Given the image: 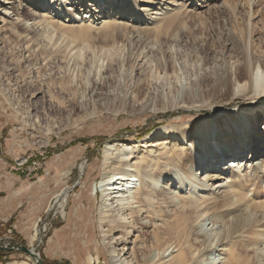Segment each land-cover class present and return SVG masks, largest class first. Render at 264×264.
I'll return each mask as SVG.
<instances>
[{"label":"rangeland","instance_id":"rangeland-1","mask_svg":"<svg viewBox=\"0 0 264 264\" xmlns=\"http://www.w3.org/2000/svg\"><path fill=\"white\" fill-rule=\"evenodd\" d=\"M136 1L144 10L147 2L158 0ZM169 1L168 9L172 7ZM44 2L41 6L36 0H15L14 6L25 5L33 15L49 7L58 23L100 22L92 13L79 11L80 0H62L58 6L57 0ZM233 2L235 10L231 11L226 0H183L190 12L170 33L156 37L131 32L125 49L112 59L93 49L83 51L80 59L71 57L75 50L71 52L66 41L42 26L33 28L31 21L25 26L31 30L28 39L33 37L35 44L32 55L23 41L0 42V248L27 247L47 264H113L99 224L105 201L101 179L107 144L124 143L138 147L140 153L157 150L159 140L168 137L158 129L209 114L228 116L239 108L257 112L264 108V95L233 97L251 89L214 85L220 70L235 67L232 63L242 52L241 41L252 40L264 48V0ZM150 15L141 20L155 18ZM16 18L11 14V22ZM229 131L223 127L216 139L229 136ZM240 138L234 132L222 140L224 150L228 152L230 147L233 151ZM174 139L173 143L179 140ZM260 141H264V133ZM243 152L246 157L250 150ZM219 158L223 160L224 155ZM263 161L264 151L249 156L239 174H249L264 187L256 178L264 175ZM230 165L233 161L226 160L221 166L227 169ZM165 170L144 175L160 179L175 172L177 183L165 188L159 198L167 201L163 205L166 213L175 210L180 197H188L190 190H195V196L204 189L218 200L228 192L221 181H205L206 170L189 177L180 173L178 165ZM173 189L176 194L170 192ZM247 193L251 196L253 191ZM119 203L114 204L113 214L126 215ZM228 220L213 223L207 214L194 223L200 241L204 238L213 247L202 264L223 261V248L217 243L226 233ZM155 224L158 222L146 215H137L124 245L115 233L114 247L121 256L113 261L134 264L133 250L140 257L156 254L147 249ZM253 250L258 263L264 264V247ZM20 262L34 264L24 253L0 249V264Z\"/></svg>","mask_w":264,"mask_h":264},{"label":"bare ground","instance_id":"bare-ground-1","mask_svg":"<svg viewBox=\"0 0 264 264\" xmlns=\"http://www.w3.org/2000/svg\"><path fill=\"white\" fill-rule=\"evenodd\" d=\"M36 1L41 6L45 5L44 0ZM55 1L51 0V3ZM80 1L82 3H78L79 11H84V14L92 13L95 18L98 17L100 22L97 25L92 21L80 25L58 23L55 22L49 7L48 11L44 10L40 15H33L28 14L25 5L14 6L15 0H0V7L3 8V13L0 14L2 15L0 42L4 43L9 39L23 41L27 52L31 54L35 44L32 43L33 37L28 39L31 30L25 26V22L31 21L30 26L33 28L42 26L51 34H56L66 41L65 46L71 47L72 49L69 48L71 52L75 50L71 57L80 59L83 51L93 49L101 51L104 56L112 59L119 51L125 49L131 32L147 36L152 33L156 37L166 35L190 12L183 0L179 4L176 0H170L172 9L167 8L168 0L147 2L143 11L137 7L136 0ZM61 2L62 0H57L55 6L60 5ZM226 2L230 10L234 11L233 0H226ZM248 2L249 0H245V3ZM86 3L91 5L84 7ZM165 6L167 12H164ZM176 6L177 9H174ZM157 7L160 8L157 9ZM11 14L17 16L15 22H11ZM149 14L155 15V18H151L148 22L141 20ZM136 20L141 21L142 25L134 24ZM130 27H132L131 30H129ZM240 45H242V52L232 63L235 67L220 70L214 85L221 89L224 87L251 89L249 92L235 94L233 97L252 93L264 95V48L258 47L252 40L241 41ZM102 67L100 66V71ZM232 111L224 117L221 114H209L193 122H184L180 126L172 125L166 126V129H158L159 132L164 131L168 137L159 140L161 143L155 146L157 150L154 148L140 153L135 146L129 147L124 143L107 144L103 154L104 171L101 179L104 184L102 186L105 187V201L100 210L99 224L104 241H107L105 250L112 256L113 264L130 263L126 260L122 262V259L113 261L121 256L114 247V241L117 239L113 238V235L119 233L124 245L132 233L130 229L135 223V217L139 214L158 222L153 227V237L149 240L150 246L147 248L156 254L145 257V253V256L140 257L133 250L131 255H134L136 260L134 264H202V258L211 254L213 247L207 245L204 238L200 241L201 237L196 234L194 223L199 222L207 214L212 216L213 223H217L220 219H229L225 223L226 233L218 239L217 243L223 248L224 256L219 264H260L253 249L264 247V187H261L249 174L240 175L239 169L245 166L244 161L249 156L255 157L264 151V141H260L261 134L264 133V108L260 112L245 108ZM223 127L230 130L229 136L216 139L219 130ZM234 132H237L241 138L238 144H234L233 151L228 147L227 152L224 150L225 143L222 140L229 139ZM151 137L149 136L148 139ZM174 137L179 139L178 142L173 143ZM248 149L249 155L243 157L241 152ZM190 150L196 158L192 156ZM222 155H224L223 160L219 158ZM226 160L233 161V165L227 169L221 166ZM171 165H178L181 168L180 173L184 171L183 175L188 177L189 175L197 176V171L202 169L203 172L206 170L204 180L221 181L222 184H226L224 185L227 186L228 192L222 200H218L212 198L204 189L195 196L193 195L195 190H190L188 197H180L179 203L176 208L174 207L175 210L166 213L163 205L167 204V201L162 202L159 198L165 194V188L177 183L174 180L177 177L173 174L175 172L167 174L171 177L170 179H167V176H162L160 179L148 178L144 173L150 174L153 171L165 173V168ZM262 165L264 171V161ZM256 178L264 182V175ZM173 190L170 192L176 194L175 189ZM249 190L253 191L251 196L247 193ZM118 202H120L121 210H126V215L113 214L114 204ZM137 239L139 236L135 240ZM145 244L147 242L143 241V245ZM169 251L171 253L166 254ZM121 252H124V249ZM126 254L124 253L123 257ZM214 262L212 264H215ZM34 264H36L35 261Z\"/></svg>","mask_w":264,"mask_h":264},{"label":"water","instance_id":"water-1","mask_svg":"<svg viewBox=\"0 0 264 264\" xmlns=\"http://www.w3.org/2000/svg\"><path fill=\"white\" fill-rule=\"evenodd\" d=\"M0 249H6V250H10V251H18V252L26 254L30 259L35 261L36 264H47L43 261V259L40 257L39 254L35 253L34 250L29 249V248L24 247V246L10 247V248L6 247V248H0Z\"/></svg>","mask_w":264,"mask_h":264}]
</instances>
